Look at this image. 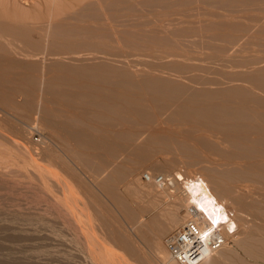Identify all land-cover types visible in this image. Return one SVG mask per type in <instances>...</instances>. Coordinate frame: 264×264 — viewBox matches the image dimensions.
<instances>
[{"label":"bare ground","instance_id":"1","mask_svg":"<svg viewBox=\"0 0 264 264\" xmlns=\"http://www.w3.org/2000/svg\"><path fill=\"white\" fill-rule=\"evenodd\" d=\"M34 3L0 0V131L46 133L33 153L50 162L33 158L35 168L54 189L53 178L63 185L71 214L79 209L73 203L82 205L84 218L76 219L85 226L73 228L81 224L82 242L91 244L89 261L178 264L162 240L193 204L223 223L227 239L199 264H264V0ZM254 46V54H241ZM213 68L220 77L205 75ZM11 135L2 138L24 145ZM147 165L172 185H139Z\"/></svg>","mask_w":264,"mask_h":264},{"label":"rangeland","instance_id":"2","mask_svg":"<svg viewBox=\"0 0 264 264\" xmlns=\"http://www.w3.org/2000/svg\"><path fill=\"white\" fill-rule=\"evenodd\" d=\"M17 2H19V4H22V5H24L25 7H29V6H32V4L34 3V1L35 2H39V0H16ZM40 1H46V0H40ZM57 2H67V0H56ZM35 4V3H34ZM33 4V5H34ZM256 50H257V46H254V47H252V48H250V49H247L246 51H244L243 53H241L242 55H244V54H246L245 56H247L248 55V53L251 55V54H254L255 52H256ZM251 51H254V52H251ZM240 54V55H241ZM250 55H248V56H250ZM213 71H216V72H213L212 74L211 73H206L205 75H207V76H209V77H211V75L212 76H216V77H220V71H221V69H215V68H213ZM199 73H200V71H198ZM216 73V74H215ZM207 76H205L206 78H207ZM208 77V78H209ZM3 129H6V127L4 128H1V130H3ZM27 131H28V133L27 134H25V136H13V135H11L10 134V132H8V130L6 129V130H3V132L2 131H0V133H1V138H0V232L2 231V233H5V235L8 233H12L13 235H14V233L16 234V236L14 235V236H11L10 237V235L8 236V235H6L7 236V239L9 240V241H7V239H5L4 238V234H0V236L2 237V238H0V240H1V244H0V248L2 249H0V258L2 257V258H4L3 260H4V262H2L3 260L2 259H0L1 261H0V263H6V261H7V259L9 258L10 259V257H14L15 256V254H16V256L14 257V259H10V261L9 262H7L6 264H13L14 262H18L19 260H20V262H18L17 264H27V262H24V261H29L30 260V263H28V264H31L32 262V264H35L36 262H39L41 259H43L42 260V262L40 261L39 263L41 264V263H45V264H70V262H71V264H84V263H86V264H92V261H89V260H91L90 259V257L91 256H89V254H87L88 252V247L86 246V245H88V244H90V243H88V241H87V244H85L86 242V239L84 238V242L85 243H83L82 241V239H83V236L82 235H84V233L81 235L80 234V229H81V224L83 225L84 224V226H85V220L84 219H81V221H83V222H81V221H78L77 219H76V215H78L79 214V216H83L82 215V212H81V210H79L80 209V207L82 206V205H80V203H79V205H80V207H79V205H78V203H73L74 205V207H75V204H76V206H78L77 208H79V209H77L78 211L76 212L75 211V209H74V207H73V209H74V212L76 213V214H74V212H72V214H71V211H73V210H71L70 208H69V204H68V200L66 201V200H64V198L62 197V199H61V195L63 196V194H59V193H63L61 190H63V185L62 184H58L57 182H59V181H54L55 179L53 178V180H52V182L51 183H55V184H57L56 185V187H55V189L53 188L54 186V184L53 185H51L49 182H50V177H49V175H45V174H41V177H40V175H39V173L40 172H38V170H37V168H35L36 166H35V164H34V159L36 160V161H38L37 160V157L41 160V158H42V162L44 161V159H45V157H43V156H41L40 154H35V153H33L35 150L36 151H39V149L41 148V146H42V141H44V140H46L47 141V138L45 137V135H46V133L44 132V133H42V132H40V131H38L37 129H30V128H27ZM8 132V133H7ZM2 133H5V134H2ZM7 133V134H6ZM3 135H4V137H6V139H7V136L6 135H11L14 139H18L19 141H21V143H23L24 145H22V144H20V145H22V146H16V145H12V143H10L9 144V142L7 141V140H3L4 138H2L3 137ZM18 137V138H17ZM53 138V137H52ZM53 139H55L56 140V138H53ZM7 141V142H6ZM34 145H36V147L34 146ZM38 145H40V146H38ZM54 145V144H53ZM26 146V147H25ZM31 146V147H30ZM34 146V147H33ZM50 146H52L51 144H50ZM58 146V145H57ZM56 145H54V146H52V147H57ZM22 147V148H21ZM25 147V148H24ZM32 148H33V150H32ZM29 151V153H28V151ZM30 149V150H29ZM32 150V152L30 153V151ZM26 151V152H25ZM28 154H32V155H28ZM34 158V159H33ZM47 158V157H46ZM48 159V158H47ZM46 159V160H47ZM157 159L158 160H162V158L160 157V156H157ZM39 160V161H40ZM46 160L44 161V163L43 164H47V162H46ZM48 161V163L50 162V160L48 159L47 160ZM46 162V163H45ZM40 163H41V161H40ZM54 163V162H53ZM177 164H181V168H184L183 166H182V163H177ZM57 165V164H56ZM149 167V168H148ZM56 168L57 169H59L58 171L59 172H61V174L62 175H65L66 176V174H64V172H62V171H64L63 169H61V167L59 166V165H57L56 166ZM36 169V170H35ZM61 169V170H60ZM37 171V172H36ZM143 173H150V174H163L162 173V171H158V170H154V171H150V166H143V167H141V169L139 170V174H138V177H139V179H138V181H139V185H146V184H148V183H144L142 180H141V178H140V176L143 174ZM39 176H38V175ZM37 175V176H36ZM42 176H44V177H42ZM68 176V175H67ZM39 177V178H38ZM48 177V178H47ZM70 179H69V178ZM68 177H66V179L68 178V180H66V181H69V180H71V182L73 181L74 182V179H72L70 176H68ZM43 178H44V180H49L48 181V183H47V181H44L43 180ZM52 178V177H51ZM37 179V180H36ZM65 179V178H64ZM85 180L86 181H88V182H90V184H91V181H89L87 178H85ZM42 181V182H41ZM142 183H141V182ZM40 182V183H39ZM70 182V181H69ZM70 182V183H71ZM20 183V184H19ZM38 183V184H37ZM60 183H61V181H60ZM76 183H77V181H75L74 183H72V185L74 186V188L78 191V194H79V196H80V199H83V201H86V199H85V197H84V195H83V193H82V191H79V190H81V189H79L78 190V188H76ZM144 183V184H143ZM42 185V186H41ZM44 185V186H43ZM61 186V189H59L60 187L59 186ZM9 188H8V187ZM15 186V187H14ZM41 187V189L39 188V187ZM50 186V187H49ZM57 186H58V188H57ZM28 187V188H27ZM120 187H121V184H120ZM119 187V190H122L123 191V187H121L120 188ZM49 188H51L50 190H49ZM56 188H57V191H56ZM42 189H44V190H42ZM60 191H59V190ZM32 190V191H31ZM47 190H48V192H47ZM52 190V191H51ZM54 190V191H53ZM46 194V193H48V194H44V193ZM65 192V191H64ZM39 193V194H38ZM50 193V194H49ZM51 193H53V194H51ZM54 193H55V195L57 196H55L54 195ZM37 194V195H36ZM17 195V196H16ZM13 196V197H12ZM60 197V198H59ZM37 198H38V200H37ZM16 199V200H15ZM25 199V200H24ZM144 199V198H143ZM145 199H147V198H145ZM144 199V201L142 200V198L141 199H138L137 201H139V200H142L143 201V203L146 201ZM2 200V201H1ZM28 201V204H27V201ZM46 200V201H45ZM61 202H60V201ZM9 201V202H8ZM65 201V202H64ZM82 201V200H81ZM148 201V200H147ZM147 201L145 202L146 204H147ZM166 201V200H165ZM164 201V198L162 199V202H163V204L165 205L166 204V202ZM1 202H2V204H1ZM7 202V203H6ZM20 202V203H19ZM22 202V203H21ZM31 202H32V205L30 206L29 204H31ZM141 201H139V202H137L138 204L140 203ZM14 203V204H13ZM42 203V204H41ZM143 203L141 202V204L143 205ZM144 203V204H145ZM4 204V205H3ZM11 204H13V206L11 205ZM140 204V205H141ZM22 205V206H21ZM38 208H37V207ZM64 206V207H63ZM65 209V210H64ZM69 211H70V213H69ZM23 212V213H22ZM90 212L92 213V210H90ZM141 212L142 211H140V213H139V211H138V213L139 214H141ZM143 212H145V211H143ZM151 212V213H150ZM8 213V214H7ZM11 213V214H10ZM24 214V215H23ZM143 215H144V218H148L151 214H152V211H146V213H142ZM148 214V215H147ZM7 215H9V216H7ZM34 215V216H33ZM74 215V216H73ZM18 217V218H17ZM24 218V220H23V218ZM71 217H72V219H71ZM16 218H17V220H16ZM21 220H20V219ZM29 218H31V219H29ZM43 219V220H41V219ZM74 218V219H73ZM83 218H84V216H83ZM5 221H4V220ZM6 220H8V222L6 221ZM35 220V221H34ZM44 220H46V221H44ZM121 220V219H120ZM12 221V223L10 224V222ZM31 221V222H30ZM40 221V222H39ZM48 221V222H47ZM74 221H77L76 222V224L78 223H80L81 222V224L79 225L80 226V228H79V226L78 225H76V226H78V227H75L76 229H74L73 228V225L75 226V224H74ZM49 222H51V223H49ZM72 222V223H71ZM97 222V221H96ZM96 222H94L93 221V225L95 226V228L98 230V231H100V230H102V227H97L96 225ZM123 222V221H122ZM17 223H18V225H17ZM33 223V224H32ZM34 223H36V224H34ZM42 223V224H41ZM55 223V224H54ZM14 224V225H13ZM41 224V225H40ZM2 225V226H1ZM3 225L5 226V227H3ZM8 225H10V226H8ZM20 225H23V226H20ZM24 225H26V226H24ZM44 225V226H43ZM99 225V224H98ZM7 226H8V229H7ZM19 229H21V230H18V228ZM2 227V228H1ZM12 229V231H11V229ZM16 227V228H15ZM25 227V228H24ZM32 227H33V229H32ZM34 227H35V229H34ZM42 227V228H41ZM44 227H46V228H44ZM50 228V229H52V231H55V232H52L51 230H49L48 228ZM68 227V228H67ZM83 227V226H82ZM5 228L7 229V230H5ZM13 228H15V229H13ZM31 228V230L30 231H27V230H29V229ZM37 228V229H36ZM73 230H72V229ZM79 228V229H78ZM99 228H101V229H99ZM4 229V230H3ZM10 229V230H9ZM17 229V230H16ZM46 229V230H45ZM55 229V230H54ZM56 229L58 230V231H56ZM62 229H64L63 231H62ZM65 229H67V230H65ZM70 229H71V232H72V234L73 235H71V234H69V233H71L70 232ZM35 232H34V231ZM39 230V231H38ZM59 230H60V232H59ZM68 230H69V232H68ZM76 230H78L77 232L82 236H80L78 233H76ZM7 231V232H6ZM16 231V232H15ZM19 233H18V232ZM22 231H26V233H24L23 235H25L27 238H24V237H22L23 235L21 234V235H19L20 234V232H22ZM49 231V232H48ZM51 231V232H50ZM64 231H66L67 232V234H65L64 233ZM82 231V230H81ZM14 232V233H13ZM34 232V233H33ZM73 232H75L76 233V235H75V233H73ZM83 232V231H82ZM81 232V233H82ZM34 234L33 236H32V234ZM38 233H40V234H38ZM53 233V234H52ZM60 233V234H59ZM168 233V232H167ZM166 233V234H167ZM29 234V235H28ZM31 234V235H30ZM36 234L39 236H37L36 237ZM51 234V235H50ZM165 234V235H166ZM21 237H19V236ZM52 235H54V236H52ZM60 235V236H59ZM75 235V236H74ZM78 235L81 237H78ZM20 238V239H17L18 237ZM29 236H32V238L34 237V239L32 240V238H29ZM46 236V237H45ZM69 236H74L75 237V239L73 240V238L74 237H71V238H69ZM76 236H77V238H76ZM85 236V235H84ZM41 237H45V238H43L42 240L40 239V241H39V238H41ZM52 237H53V239H52ZM55 237V238H54ZM25 239V240H23V239ZM35 238H37V239H35ZM60 238H63V239H61V240H63L62 241V243H61V240H60ZM6 241H5V240ZM17 239V240H16ZM21 239H22V241H21ZM163 239H164V237H163ZM26 240H28V241H26ZM30 240H31V243H30ZM60 240V241H59ZM66 240V241H65ZM75 240H76V242H75ZM79 240V241H78ZM81 240V241H80ZM4 241V242H3ZM10 241H12V242H10ZM15 241V242H14ZM25 241H26V243H25ZM32 241H34L33 242V244H32ZM37 241V242H36ZM43 241V242H42ZM47 241V242H46ZM52 241H54V242H52ZM57 241V242H56ZM68 241V242H67ZM70 241V242H69ZM72 241V242H71ZM77 241H78V244H77ZM163 241V240H162ZM14 242V244L16 245H14V244H10V243H13ZM19 242V243H18ZM22 242V243H21ZM42 242V243H41ZM79 242H80V245H82V247L79 245ZM32 244V245H30V244ZM35 243V244H34ZM51 243H53L52 245H51ZM59 245H58V244ZM65 243V244H64ZM66 243H68V244H66ZM74 243V244H73ZM3 244V245H2ZM7 244V245H6ZM25 246H23V245ZM26 244L27 245H29L28 247L26 246ZM46 244H47V246H46ZM77 244V245H76ZM163 244H164V242H163ZM232 244V245H231ZM2 245V246H1ZM4 245H6V246H4ZM18 245V246H17ZM33 245H35V246H33ZM52 246V247H49V246ZM55 245L57 246V247H55ZM64 245V246H63ZM74 245V246H73ZM76 245V246H75ZM91 245V244H90ZM90 245H88V246H90ZM229 245H231V247H232V249H235V250H237L238 252H239V254H242V251L241 250H239L237 247H236V244L234 243V242H230V244ZM6 247V248H4V247ZM10 246V247H9ZM11 246L13 247H15L14 248V250H15V253H11L12 251L14 252V250H13V248H12V251H11ZM21 246V247H20ZM46 246V247H45ZM63 246V247H62ZM71 246V247H70ZM7 247L9 248L8 249V251L10 250V252H8V255H9V257H8V255H7ZM40 247V248H39ZM55 247V248H54ZM70 247V248H69ZM20 248V249H19ZM33 248L34 249H36V250H33ZM44 248V249H43ZM60 248V249H59ZM74 248H75V250H76V252L74 251ZM5 249V250H4ZM17 249V250H16ZM19 249V250H18ZM40 249V250H39ZM41 249H43V250H41ZM46 249V250H45ZM62 249V250H61ZM24 252H22V251ZM25 250H26V252H25ZM37 250H38V252H37ZM46 252H45V251ZM53 250V251H52ZM54 250H56V251H54ZM59 250H61L62 252H60ZM84 250H87V251H84ZM1 251H2V253H1ZM3 251H6V253L5 252H3ZM16 251H17V253H16ZM18 251L20 252V253H18ZM28 251H30L29 253H27ZM41 251L43 252V254L41 253ZM51 251V252H50ZM68 253H67V252ZM81 251V252H80ZM83 251H84V254H83ZM23 254H22V253ZM33 252H35V253H33ZM47 254H45V253ZM58 252V253H57ZM87 252V253H86ZM4 253V254H3ZM40 253V254H39ZM50 253V254H49ZM60 253H61V256H60ZM64 253V254H63ZM69 253H71V254H73V253H75V254H73V255H77L76 257L75 256H73V255H67V254H69ZM3 254V255H2ZM12 254V255H11ZM19 254V255H18ZM30 255L29 257H27L28 255ZM35 254V256H33ZM55 254V255H54ZM79 254V255H78ZM83 254V255H82ZM239 254H237V255H239ZM2 255V256H1ZM6 255V256H5ZM21 255V256H20ZM40 257H39V256ZM41 255H42V258H41ZM59 255V256H58ZM63 255V256H62ZM83 256V258H82V256ZM4 256V257H3ZM18 256V257H17ZM20 256V257H19ZM23 256H25V259H23ZM47 257V258H45V257ZM49 256H50V258H49ZM68 256V258L66 259V258H64V257H67ZM81 256V257H80ZM89 256V257H88ZM5 257H8V258H6L5 259ZM12 257V258H13ZM32 257V258H31ZM37 257H39V259L37 258ZM54 257V258H53ZM56 257V258H55ZM63 257V258H62ZM18 258H20V259H18ZM22 258V259H21ZM26 258H28L27 260H26ZM52 258V259H51ZM89 258V259H88ZM8 259V260H9ZM16 259V260H15ZM18 259V260H17ZM31 259H32V261H31ZM36 261H35V260ZM51 259V260H50ZM11 260H13V261H11ZM21 260H22V262H21ZM44 260H46V262L44 261ZM50 260V261H49ZM55 260V261H54ZM65 260H66V262L67 263H64L65 262ZM69 261V263H68V261ZM72 260V261H71ZM74 260H75V262H74ZM88 260V261H87ZM56 262V263H54V262ZM249 261H251V262H257V261H255V260H253V259H249ZM13 262V263H12ZM72 262H74V263H72ZM77 262V263H76ZM82 262V263H81ZM91 262V263H90ZM259 262V261H258ZM14 264H16V263H14ZM37 264V263H36Z\"/></svg>","mask_w":264,"mask_h":264},{"label":"built area","instance_id":"3","mask_svg":"<svg viewBox=\"0 0 264 264\" xmlns=\"http://www.w3.org/2000/svg\"><path fill=\"white\" fill-rule=\"evenodd\" d=\"M141 180L160 187L172 185V179L165 178L162 174L150 177L148 173H143ZM163 242L169 255L178 264H199L218 251L227 239L221 221H211L203 209L188 204L183 223L167 233Z\"/></svg>","mask_w":264,"mask_h":264}]
</instances>
